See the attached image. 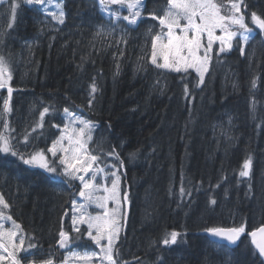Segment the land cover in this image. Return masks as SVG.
<instances>
[{
    "label": "trees",
    "instance_id": "obj_1",
    "mask_svg": "<svg viewBox=\"0 0 264 264\" xmlns=\"http://www.w3.org/2000/svg\"><path fill=\"white\" fill-rule=\"evenodd\" d=\"M62 1L60 26L24 0L15 17L4 7L0 55L10 64L15 92L12 112L0 115V131L15 136L20 149L29 135L30 148L20 152L43 150L52 160L47 149L65 108L96 125L94 154L106 156L115 148L124 161L118 170L129 202L117 241L120 264H261L247 232L264 226V36L251 23L252 11L264 15V0H245L246 22L257 34L244 54L234 46L219 61L213 57L202 85L193 72H163L149 62L148 30H160L149 14H162L166 0H145L138 27L119 44L121 30L107 35L99 0ZM101 24L104 31L97 34ZM44 107L50 111L41 121ZM249 156L250 177H239ZM51 175L10 155L0 157V193L39 259H52L61 227L71 242L88 243L72 231L78 184ZM182 186L190 195L181 196ZM241 223L246 233L235 249L201 235L208 226ZM173 230L181 233L177 243L164 245Z\"/></svg>",
    "mask_w": 264,
    "mask_h": 264
},
{
    "label": "snow or ice",
    "instance_id": "obj_2",
    "mask_svg": "<svg viewBox=\"0 0 264 264\" xmlns=\"http://www.w3.org/2000/svg\"><path fill=\"white\" fill-rule=\"evenodd\" d=\"M26 3L29 6H41V10L47 12L54 20L60 24L64 23L65 14L59 3L56 5L59 9L58 14L48 12V6L53 3V0H26ZM4 4L8 5L15 17L21 6V0H0V5ZM112 5L118 7L113 9ZM99 6L100 12L105 14L108 20L107 35H114L118 28L121 30V35L116 40L119 44L121 41L126 43L125 34L130 29L134 30L138 27L145 11V0H99ZM247 8L245 0H166V7L162 14L156 12L149 14L152 20L158 21L160 27L158 32H154V28L148 30L151 38V65L156 69L178 74L195 72L199 78V84L202 85L205 82V75L210 70L213 57L219 61L221 56L232 51L234 46H238L243 55L244 46L255 38L257 33L246 22ZM125 9L127 14H122ZM121 21H126L127 24L122 25ZM251 23L259 29V34L264 36V15L252 11ZM104 28L105 26L101 24L97 34L103 32ZM3 35L0 33V42H2ZM260 42L264 44V40ZM12 80L10 64L3 55H0V90H7V96L3 98L2 105L5 116L13 110L11 106L14 91L11 85ZM159 83L157 81V85ZM256 86L257 80L254 78L251 81V87L255 89ZM97 90L93 82L91 94H95ZM184 92L185 96L190 95L187 84ZM92 103L90 99L89 107ZM49 111V107L43 108L39 114L41 121ZM64 114L67 123L63 134L47 149L52 157H57L60 153L58 159L49 160L43 150L28 153L26 156L25 153L19 151L17 143H14L17 138L10 134L6 135L4 131H0V157L10 155L22 160L26 166L43 169L54 174L49 177L53 181L59 179L61 167L62 175L68 178L67 182L70 185L72 181L79 180L81 184L79 196L85 203L78 205L75 200L72 201V231L78 234L76 239L82 238L86 231L88 239L100 249V252L84 255L74 253L73 255L84 264H90L93 261L95 264H120L117 241L120 238L122 221L127 216L123 205L129 202V193L121 190V176L118 173V169L124 167V161L120 160L119 154L113 148L107 156L120 161L119 165L108 164L105 161L104 165L100 166L104 153L94 154L91 148L92 133L96 125L68 108L64 109ZM2 122L4 129L10 130L8 120L4 119ZM65 140L67 145L64 144ZM24 143H29V135L24 136ZM129 155L135 158L136 153ZM251 169L252 158L249 156L243 160L238 173L239 177H250ZM109 180L111 181L110 186L107 183ZM180 192L181 196L190 195L185 192L183 186ZM110 203L112 207H109ZM210 203L215 204L216 200L212 199ZM90 205H94L100 211L95 215L90 214L87 210ZM0 206L4 209L9 207L2 195H0ZM5 221L11 222V227H6ZM81 225H86V230L82 229ZM20 231L21 226L10 215H5L3 211H0V264H22L26 257L20 256L19 253H27L29 249L36 247V244L31 241L25 246V237L19 234ZM203 231L209 234L212 238L211 242L218 246H238L242 235L246 233V225L241 223L230 227L208 226ZM58 235L59 239L56 243L61 249L67 247L73 239L63 227ZM180 235L181 233L173 230L165 236L162 243L164 245L176 244ZM247 235L251 238V244L258 253L261 264H264V226L247 232ZM30 264H35V261ZM40 264H54V261L49 258L41 261ZM63 264H68L67 257Z\"/></svg>",
    "mask_w": 264,
    "mask_h": 264
},
{
    "label": "rangeland",
    "instance_id": "obj_3",
    "mask_svg": "<svg viewBox=\"0 0 264 264\" xmlns=\"http://www.w3.org/2000/svg\"><path fill=\"white\" fill-rule=\"evenodd\" d=\"M23 3H24L25 6H29V5H27L26 0H24ZM57 3H59V4L61 5V8H62V10H63V12H64V9H63V1H62V0H53V3H52L51 5L48 6V12H55V13L58 14L59 9L56 7ZM1 6H2V8H0V26H2V24H3V22H4L3 15L5 16V15H6V11H7V9L4 8V7L6 6L5 4H4V5H0V7H1ZM31 6H32V5H31ZM35 6H38V7L41 9V6H39V5H35ZM111 7H112L113 9H116L118 6L112 5ZM41 12H42V14H43L47 19H49V20H50L52 23H54L56 26H60V25H61L58 21L54 20V19L52 18V16L48 15L47 12L42 11V10H41ZM122 14H127L126 9L123 10ZM254 31H255V30H254ZM217 34H219V33H217ZM235 43H236V42H234V44H235ZM214 47H218V46H217V45H214ZM244 47H245V46H244ZM150 55H151V54H150ZM149 62H150V59H149ZM150 64H151V63H150ZM159 70H161V69H159ZM161 71H163V72H167V71H165V70H161ZM171 73H175V72H171ZM193 73L196 75L195 72H193ZM196 76H197V75H196ZM1 99H2V98L0 97V100H1ZM2 104H3V102H1V105H2ZM0 110L2 111V108H1ZM66 123H67V118L65 117V114H64V112H63V113H62V117H61V124H60V126H55V127H54V128L57 130V135H56L55 139L52 140V141L50 142L49 147H51L52 144H53V142L56 141V140H58L59 137L63 134V129H64V126H65ZM77 127H79V125H77ZM33 129H34V128H32V129L30 130L31 133H34ZM94 130H95V129H94ZM7 132H9V130H8ZM93 134H94V131H93L92 135H93ZM21 143H22V145H21V146H22V149H20V147H18V148H19V151H24L25 149H29V148H30V145H31V144H30V140H29V143H27V144L24 143V140H22ZM64 144L67 145V141H66V140L64 141ZM50 155H51V153H50ZM59 155H60V153H58V156H57V157H52V155H51L52 160H53V159H58ZM105 161H106L108 164H116V163H115V160H114L112 157L107 156V154H106V156H103L102 161H101V165H100V166H103ZM114 170H115V169H114ZM62 171H63V170H62V167H61L59 177L68 180V178H66V177H64V176L62 175ZM118 173H119V170H118ZM119 175H120V174H119ZM74 181L77 182V184L81 187V184H80V181H79V180H74ZM101 182H103V181H101ZM107 183H108L109 186H110L111 181L109 180V181H107ZM79 191H80V190H79ZM0 195H1V193H0ZM74 200L77 202L78 205H79V204H83V203H85V201L79 196V192H78V194H77V196H76V198H75ZM5 202H6V200H5ZM6 203H7V202H6ZM7 204H8V203H7ZM109 207H112L111 203H110ZM87 210H88V212H89L90 214H92V215H95L97 212L100 211L99 209H96L94 205H90V206L88 207ZM123 210L125 211V205H123ZM0 211H3L5 215H10V213H9V207H8L7 209H4L2 206H0ZM10 216H11V215H10ZM13 220H14V219H13ZM16 223H18V222H16ZM122 223H123V221H122ZM5 224H6V227H11V222H9V221H5ZM18 224H19V223H18ZM19 225H20V224H19ZM20 226H21V225H20ZM80 227H81L82 229L86 230V225H81ZM121 228H122V227H121ZM120 232H121V231H120ZM19 234H20V235H23V236L25 237V246H27V244L29 243V241H28V239L26 238L25 233H24L22 227H21V231H20ZM83 235H85V238H86L87 240H90V239H88V237H87V235H86V231H85V233H84ZM17 242H18V241H17ZM90 242L94 245V248H98V247H97V246H96L91 240H90ZM102 243H106V242L102 241ZM69 246H70V245H68V246L65 247V248L68 249ZM65 248H64V249H65ZM73 254H74V252H73V253H70V256H67V258H68L71 262H81V263L84 264L83 261H80V260L76 259L75 256H74ZM84 254H86L85 251H84V252H78V253H77V255H84ZM68 264H69V262H68ZM90 264H95V261L90 262Z\"/></svg>",
    "mask_w": 264,
    "mask_h": 264
},
{
    "label": "flooded vegetation",
    "instance_id": "obj_4",
    "mask_svg": "<svg viewBox=\"0 0 264 264\" xmlns=\"http://www.w3.org/2000/svg\"><path fill=\"white\" fill-rule=\"evenodd\" d=\"M14 94V92H13ZM7 96V91H0V97L2 98L0 100V108L1 106V102H3V98H5ZM13 97V96H12ZM12 101V100H11ZM52 246L56 247L57 249H52L53 251L49 254L52 255V259L54 261V264H63V261L65 260V249H61L58 244H53ZM86 252L87 254H91L93 252H100L98 249L92 247V248H87L86 246H83L81 245L80 243H77V244H72L71 245V248H69L68 250V253L67 254H70V253H75L77 254L78 252ZM39 254L38 252V249L37 248H32V249H29L27 253H19L20 256H25L26 259L22 261V264H30V262H33L35 261V264H40L41 261L43 260H46V259H39L37 258L36 256ZM54 254L57 255V261H55V258H54ZM68 261H70L68 259ZM71 262V261H70ZM74 264H83L81 262H73Z\"/></svg>",
    "mask_w": 264,
    "mask_h": 264
},
{
    "label": "water",
    "instance_id": "obj_5",
    "mask_svg": "<svg viewBox=\"0 0 264 264\" xmlns=\"http://www.w3.org/2000/svg\"><path fill=\"white\" fill-rule=\"evenodd\" d=\"M201 235H203V236H205V237H207L210 241H212V238L209 236V234H207V233H205V232H202L201 233ZM250 238V237H249ZM250 241H251V238H250ZM226 243V242H225ZM252 245V244H251ZM253 246V245H252ZM228 247H230V248H234V247H236V246H228ZM253 248H254V246H253ZM255 250V249H254ZM258 254V253H257Z\"/></svg>",
    "mask_w": 264,
    "mask_h": 264
},
{
    "label": "bare ground",
    "instance_id": "obj_6",
    "mask_svg": "<svg viewBox=\"0 0 264 264\" xmlns=\"http://www.w3.org/2000/svg\"><path fill=\"white\" fill-rule=\"evenodd\" d=\"M26 26V25H25ZM3 33V32H2ZM32 33V32H31ZM19 37V36H18ZM17 38V37H16ZM28 118V117H27ZM125 208H126V210H125V212L127 213V211H128V208H127V206H125ZM249 237V236H248ZM240 242V241H239ZM239 242H238V244H239ZM249 242H250V244H251V241H250V238H249ZM237 247V246H236ZM236 247H234V248H230V247H228V248H230V249H235ZM251 247L253 248V246L251 245ZM253 250H254V248H253ZM255 251V250H254ZM257 254V253H256ZM258 255V254H257Z\"/></svg>",
    "mask_w": 264,
    "mask_h": 264
}]
</instances>
